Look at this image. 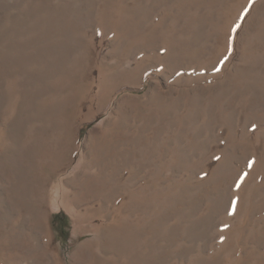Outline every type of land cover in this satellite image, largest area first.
Masks as SVG:
<instances>
[{
    "label": "rangeland",
    "instance_id": "rangeland-1",
    "mask_svg": "<svg viewBox=\"0 0 264 264\" xmlns=\"http://www.w3.org/2000/svg\"><path fill=\"white\" fill-rule=\"evenodd\" d=\"M0 264H264V0H0Z\"/></svg>",
    "mask_w": 264,
    "mask_h": 264
},
{
    "label": "bare ground",
    "instance_id": "bare-ground-1",
    "mask_svg": "<svg viewBox=\"0 0 264 264\" xmlns=\"http://www.w3.org/2000/svg\"><path fill=\"white\" fill-rule=\"evenodd\" d=\"M99 183L100 181H94L90 179L89 181H87V184H85V186H83L82 184L81 186H77V188L75 189V197H73V199H71L70 202L66 204V207L68 210H70L73 214L76 215V218L79 217L86 218L87 216L85 214L88 212L87 208L81 209L80 202L82 199L79 201L78 198H80L82 194H86V192L89 191L91 194H95V193L97 194L102 186V185L97 186ZM91 230L95 231V229H91Z\"/></svg>",
    "mask_w": 264,
    "mask_h": 264
}]
</instances>
